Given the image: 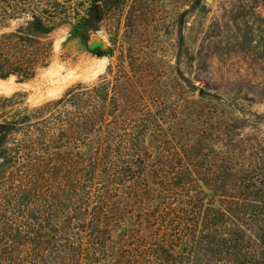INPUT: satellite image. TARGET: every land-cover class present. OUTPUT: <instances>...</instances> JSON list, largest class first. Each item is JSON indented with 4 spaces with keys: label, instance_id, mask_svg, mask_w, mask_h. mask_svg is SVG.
<instances>
[{
    "label": "trees",
    "instance_id": "obj_1",
    "mask_svg": "<svg viewBox=\"0 0 264 264\" xmlns=\"http://www.w3.org/2000/svg\"><path fill=\"white\" fill-rule=\"evenodd\" d=\"M43 1L26 25L0 35L1 78L31 79L51 64L65 5L36 0L39 9ZM115 2L91 0L72 34L98 30ZM117 88L105 76L32 109L0 96V264H264V144L254 154L237 140L224 144L243 161L219 164L230 174L223 180L155 168L148 177L151 153L140 141L157 122L127 114ZM126 183L142 184L149 198L160 188L141 231L114 229L122 222L112 208L125 203L113 186Z\"/></svg>",
    "mask_w": 264,
    "mask_h": 264
},
{
    "label": "rangeland",
    "instance_id": "obj_2",
    "mask_svg": "<svg viewBox=\"0 0 264 264\" xmlns=\"http://www.w3.org/2000/svg\"><path fill=\"white\" fill-rule=\"evenodd\" d=\"M26 1L0 0V35L26 25L36 9L41 13L47 6ZM61 1L51 64L31 79L0 77V96H16L32 109L107 76L117 84L127 114L157 122L140 141L151 153L145 158L148 177L155 168L170 178L180 171L183 178L191 172L223 180L230 174L219 164L243 161L226 154L224 144L237 140L240 152L246 148L249 154L264 144V0H116L98 30L86 27L87 38L72 33L91 0ZM127 185L113 186L116 200L125 203L112 208L122 222L114 229L141 231L159 209L160 188L153 186L149 198L142 184Z\"/></svg>",
    "mask_w": 264,
    "mask_h": 264
},
{
    "label": "bare ground",
    "instance_id": "obj_3",
    "mask_svg": "<svg viewBox=\"0 0 264 264\" xmlns=\"http://www.w3.org/2000/svg\"><path fill=\"white\" fill-rule=\"evenodd\" d=\"M52 67H50V68H48L47 70H49V69H51ZM71 75V74H70ZM69 75V76H70ZM73 75V74H72ZM10 78H13L14 79V76H11ZM12 80V79H11ZM16 84V83H15ZM20 84V83H19ZM17 85V84H16ZM15 85L14 84H9V86L7 87V86H5V87H7V88H9V87H14ZM4 87V86H3ZM17 87V86H16ZM48 92H50V91H48Z\"/></svg>",
    "mask_w": 264,
    "mask_h": 264
},
{
    "label": "water",
    "instance_id": "obj_4",
    "mask_svg": "<svg viewBox=\"0 0 264 264\" xmlns=\"http://www.w3.org/2000/svg\"><path fill=\"white\" fill-rule=\"evenodd\" d=\"M96 40H100L99 36L95 35L94 37Z\"/></svg>",
    "mask_w": 264,
    "mask_h": 264
}]
</instances>
